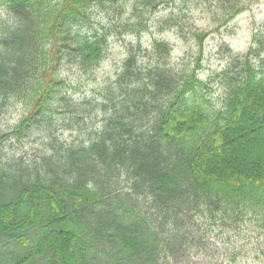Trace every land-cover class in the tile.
Here are the masks:
<instances>
[{
	"label": "trees",
	"instance_id": "trees-1",
	"mask_svg": "<svg viewBox=\"0 0 264 264\" xmlns=\"http://www.w3.org/2000/svg\"><path fill=\"white\" fill-rule=\"evenodd\" d=\"M125 1L0 0V99L15 96L30 108L0 133V264H160L197 241L185 228L199 215L264 229V68L237 57L223 73L224 106L215 112L199 94L200 65L142 67L135 47L99 96L66 92L64 62L98 66L113 33H141L145 12L165 2L134 0L126 17L118 6ZM96 4L115 6L120 18L83 30ZM240 7L224 0L225 23ZM207 35L199 33L200 42ZM154 45L162 57L172 51L165 41ZM98 110L106 117L90 142L54 134L58 113L73 115L65 124L73 129ZM34 125L51 132L44 152L5 163L2 143L27 137ZM142 194L150 210L139 206Z\"/></svg>",
	"mask_w": 264,
	"mask_h": 264
},
{
	"label": "rangeland",
	"instance_id": "rangeland-1",
	"mask_svg": "<svg viewBox=\"0 0 264 264\" xmlns=\"http://www.w3.org/2000/svg\"><path fill=\"white\" fill-rule=\"evenodd\" d=\"M133 1L118 4L125 7L124 16L132 13ZM239 1L240 13L225 23L224 0H165L156 12H145L147 27L141 33H113L106 56L98 66L82 69L64 62L61 76L66 80V92L78 100L99 96L108 84L116 81L129 49L135 47L142 67L161 62L184 72L200 65L199 76L204 86L199 94L210 102V106L207 105L210 112L219 111L224 106L226 92L223 73L237 57L242 59L240 65L250 60L258 70L264 68V0ZM2 17H10L5 9ZM112 18H120L115 6L96 4L91 11V25L85 23L83 30H100L102 24L112 26ZM199 33H208L203 42H200ZM156 40L169 43L171 53L162 57L155 50ZM0 103V133L17 126L30 110L24 100L15 96L7 100L1 98ZM72 116L58 113L53 117L54 134L62 142L85 144L102 128L106 113L98 110L86 114L75 128L68 129L65 124L74 118ZM32 131L23 139L11 138L2 143L5 163L10 159L16 163L22 158L32 162L36 154L44 152L50 144L51 132L35 125ZM260 156L257 157L260 159ZM138 199L141 208L150 210L145 194ZM185 229L191 234H194L192 230L196 231L197 241L174 255L163 254L160 264H264V229L253 221L247 220L239 227H225L221 221L199 215L197 225L190 223Z\"/></svg>",
	"mask_w": 264,
	"mask_h": 264
}]
</instances>
